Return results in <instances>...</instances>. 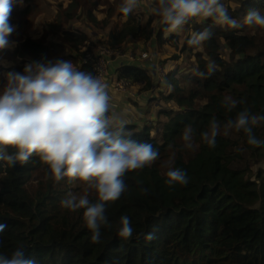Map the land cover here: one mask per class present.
I'll return each mask as SVG.
<instances>
[{
  "label": "trees",
  "instance_id": "obj_1",
  "mask_svg": "<svg viewBox=\"0 0 264 264\" xmlns=\"http://www.w3.org/2000/svg\"><path fill=\"white\" fill-rule=\"evenodd\" d=\"M223 2L237 21L242 22L253 9L264 16V0ZM99 3L71 0L39 37L23 31V16L30 13V3L21 10L15 8L9 21L16 28L9 36L15 47L0 50V57L72 61L80 71L96 75L94 60H85V55L97 43L116 49L132 39L146 43L155 38L159 46L171 43L177 47L181 40L178 35L166 34L162 25L155 30L156 17L149 14L141 22L136 14L122 18L119 31H111L98 42L83 31L62 28L81 17L104 26L111 9L100 22L93 14ZM205 28L211 29V39L199 49L190 47L187 40L191 32ZM183 31L181 50L194 63L187 72L168 71L164 79L172 88L161 94L165 100L174 101L176 108L157 111L156 122L142 126L127 122L132 138L152 144L159 158L142 170L125 174L127 190L107 205L105 215L110 226L101 228L100 242H90L82 209L69 211L60 203L69 191L81 195L75 185L83 184L69 183L67 178L55 182L48 167L33 155L27 164L17 163L15 167L0 161V223L7 225L0 232V253L10 255L23 246L35 264H264V172L263 177L258 171L251 175L252 167L264 160V145H248L243 132L232 130L224 135L223 127L215 148L201 138L212 118L223 126L244 109L264 115V28L245 25L230 29L215 25L211 19H193ZM50 34L60 35L63 43H49ZM210 60L218 70L208 76ZM115 72L118 78L141 83L143 91L156 84L146 66L124 63L117 65ZM225 96L244 103L229 112L222 104ZM187 125L195 130L192 150L182 149L181 136ZM253 133L264 140V122L254 126ZM167 158L171 167L187 172V185L166 184L161 165ZM89 199L96 201L95 191L89 193ZM121 216L129 218L134 230L128 240L118 235ZM154 229L155 238L147 241L145 235Z\"/></svg>",
  "mask_w": 264,
  "mask_h": 264
},
{
  "label": "clouds",
  "instance_id": "obj_2",
  "mask_svg": "<svg viewBox=\"0 0 264 264\" xmlns=\"http://www.w3.org/2000/svg\"><path fill=\"white\" fill-rule=\"evenodd\" d=\"M15 2L0 0V50L10 46L8 37L14 27L9 21ZM141 6L142 0H122L119 11L128 17ZM143 6L150 16L159 18L168 33L181 31L193 19L198 22L211 19L215 25L230 29L245 25L264 28V16L259 10H249L242 22L237 21L229 15L223 0H149ZM211 36L210 28L191 32L187 44L199 49ZM217 70L215 61L210 60L207 75L211 76ZM4 75L6 84L0 90V161L15 167L17 163L27 164L36 155L48 167L55 182L65 178L69 183L81 182L84 193L78 196L69 191L60 203L69 211L83 210V219L91 232L90 242L99 243L101 228L110 226L105 215L107 205L117 201L127 190L123 177L127 172L150 166L159 158V152L152 144L132 138L123 114L112 110L108 84L97 75L80 71L72 61H34L27 64L22 73L10 71ZM164 75L162 73L160 81L158 73L157 80L171 90L172 85ZM117 78L115 75L114 81ZM242 103L243 100L232 96H225L222 102L229 112ZM262 122L264 115L244 109L223 126L212 118L201 138L209 147L215 148L223 127L224 135L232 130L243 132L248 145L260 147L264 140L256 137L253 127ZM194 131L191 125L185 126L181 136L182 149L194 148ZM10 148L14 149L11 153ZM170 165L171 160L166 184L169 187L187 185V172ZM92 191L97 194L95 202L89 199ZM6 227L0 223V232ZM133 231L129 218L121 216L118 235L128 240ZM144 238L147 241L154 239L155 229ZM0 264H35V261L28 257L23 246H19L10 255L0 253Z\"/></svg>",
  "mask_w": 264,
  "mask_h": 264
},
{
  "label": "rangeland",
  "instance_id": "obj_3",
  "mask_svg": "<svg viewBox=\"0 0 264 264\" xmlns=\"http://www.w3.org/2000/svg\"><path fill=\"white\" fill-rule=\"evenodd\" d=\"M71 0H16L14 6L11 11V17H14V12L17 10H21L24 8L27 2L30 3V13L23 16V20L26 21L24 25L23 31L26 34H30L32 37H39L43 30H48L50 28V24L54 21L55 15L60 9H66L68 7V3ZM149 0H142V6L133 10L131 14H136L140 22L148 15L147 8L144 7ZM122 0H100V3L97 5V8L93 10L94 16L101 22L104 17H106V10H110L109 17L106 18V22L104 26H96L92 24L85 17L73 19L69 23L62 25L64 29H72L79 30L85 32L91 41L98 42L99 40H105L111 31H119L120 28V20L125 18L124 16H119V6L121 5ZM161 25L159 18L156 17L154 29L156 30ZM16 30V28H14ZM183 29L179 32L173 33L181 37L177 47L173 46L171 43H166L163 46L157 45L155 38L151 41L142 43L139 40L132 39L128 43H125L123 47L113 49L114 55L110 60L112 62L107 66L108 74L102 77V81L108 84V91L111 94V97L114 99L111 100L112 110L116 113H122L124 119L128 123H135L138 126H141L143 123H150L152 121L156 122V112L160 110H170L176 108L174 101L165 100L161 97V94L168 92V88L166 86H162L161 83L157 80L158 73L167 74L168 71L175 69L178 72H187L189 67L194 63L192 59L181 49L183 48ZM168 34V32H166ZM10 46L6 49L13 50L15 47V42L11 41L8 37ZM49 43L61 44L63 43L60 35L56 36L55 34H50L47 40ZM97 45H101L97 43L93 50V52ZM64 48V53H68L66 47ZM144 51L148 52L147 57H140V53ZM96 52V51H95ZM131 54L133 59L127 58L130 63L138 64V65H149L154 67L153 70L155 74V86L149 91L142 90V84L130 83L126 90L119 92L114 90V76L116 75L115 68L120 63H126L127 61L122 58H115L116 54ZM229 49L225 46V55L228 56ZM176 55V57H174ZM32 63V61L28 58H25L20 55L9 56V57H0V90L3 89L6 84L5 73L7 72H17L22 73L24 67ZM19 67V68H17ZM135 89L136 94L142 95H150L153 96L151 98L150 103H152V111L148 112V117H145L143 114H139L135 112L136 101L131 96L133 90ZM117 100V101H115ZM118 101H125V106ZM160 120H164L161 118ZM169 159H165L161 165V172H167L169 166ZM171 166V165H170ZM258 171L260 177H263L264 172V160L256 164L252 167L251 175L255 174ZM75 188L82 195L84 191L83 185L76 184Z\"/></svg>",
  "mask_w": 264,
  "mask_h": 264
},
{
  "label": "built area",
  "instance_id": "obj_4",
  "mask_svg": "<svg viewBox=\"0 0 264 264\" xmlns=\"http://www.w3.org/2000/svg\"><path fill=\"white\" fill-rule=\"evenodd\" d=\"M114 51L107 47L106 45H99L95 53H87L85 55V60L90 59L94 60V69L96 71V75L99 76L101 79L103 76L107 75V66L112 62L110 60L112 56L114 55ZM148 56V52L144 51L143 53H140V57L144 58ZM115 58H122L125 59L126 61L127 58L133 59V56L131 54H116ZM130 62V61H128ZM162 79V73H159V80L161 81ZM130 84L128 80H125L123 78H117L115 81L114 88L116 91H124L126 90L127 86Z\"/></svg>",
  "mask_w": 264,
  "mask_h": 264
},
{
  "label": "crops",
  "instance_id": "obj_5",
  "mask_svg": "<svg viewBox=\"0 0 264 264\" xmlns=\"http://www.w3.org/2000/svg\"><path fill=\"white\" fill-rule=\"evenodd\" d=\"M141 66H146L148 67L151 71H152V74H153V78H155V74H156V70L154 69V67H151L149 65H141ZM153 70H155V74L153 72ZM183 73V72H182ZM134 93L131 94V96L134 98V100L136 101V105H135V112L136 113H139V114H143L145 115V117H148V112H151L152 111V103H150L151 101V98L153 96L150 95H142V94H136V91L135 89L133 90ZM110 94V93H109ZM111 96V94H110ZM113 99V98H112ZM114 100V99H113ZM150 100V101H149ZM117 101V100H115ZM119 103L123 104L125 106V101H118ZM156 115L157 112H156ZM135 124V123H134ZM144 124V123H143ZM142 124V125H143ZM141 125V126H142Z\"/></svg>",
  "mask_w": 264,
  "mask_h": 264
}]
</instances>
